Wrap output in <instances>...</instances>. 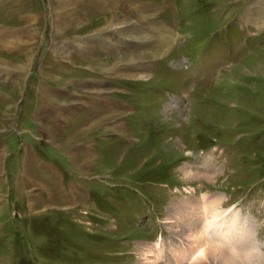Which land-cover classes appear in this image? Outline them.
<instances>
[{
  "label": "rangeland",
  "instance_id": "374dc122",
  "mask_svg": "<svg viewBox=\"0 0 264 264\" xmlns=\"http://www.w3.org/2000/svg\"><path fill=\"white\" fill-rule=\"evenodd\" d=\"M108 1L0 9V39L35 37L0 48V264H164L163 238L165 264H204L187 218L206 229V197L240 211L255 240L257 216L264 264V0ZM185 93L186 110L167 101ZM63 106L61 128L43 111Z\"/></svg>",
  "mask_w": 264,
  "mask_h": 264
},
{
  "label": "bare ground",
  "instance_id": "6f19581e",
  "mask_svg": "<svg viewBox=\"0 0 264 264\" xmlns=\"http://www.w3.org/2000/svg\"><path fill=\"white\" fill-rule=\"evenodd\" d=\"M255 16L254 14L252 16L248 15V19L253 20V17ZM117 19H121L119 18V15H113L110 21H117ZM254 19L257 18L255 17ZM7 46L10 47V45ZM183 168L185 176H197V173L192 172L193 170H191L190 164L185 163ZM217 198L218 197H216V199ZM211 199L209 197L204 199L205 210L203 214L207 216L206 229H203L204 224L201 222V213L195 212L192 217L189 216L187 218V223H190V228L192 230L190 234L195 237V243L198 245L197 250L200 249V252H203V254L208 257V264H258L261 250L253 247V243H255L256 240L254 239L255 237L253 238L251 224H248V220L245 219L240 211H234V208L230 207L223 211H219L212 206L213 208L211 209L210 206L213 204ZM192 222H195L196 226H194ZM201 224L202 234L200 232ZM203 230L205 231L203 232ZM231 247L233 249H231ZM171 252L174 254V249ZM192 255L190 259H192ZM175 256L172 258L177 264L180 259H176ZM144 263L150 264L149 261ZM191 263L201 264V261L196 263L192 260Z\"/></svg>",
  "mask_w": 264,
  "mask_h": 264
},
{
  "label": "crops",
  "instance_id": "0c3cea01",
  "mask_svg": "<svg viewBox=\"0 0 264 264\" xmlns=\"http://www.w3.org/2000/svg\"><path fill=\"white\" fill-rule=\"evenodd\" d=\"M59 1V3H56L55 4V2H53V5L54 6H62V3H64V5L65 6H67L72 0H58ZM58 4V5H57ZM56 8V7H55ZM66 9V8H65ZM63 10V9H62ZM0 34L2 35V37H3V34L4 33H2V31H0ZM29 37L31 38V39H35V37H34V34L31 32H27L26 34H24V35H22V36H19L18 38H9V39H0V41H1V43H0V48L2 49L5 45H10L11 47L12 46H14V44H16L15 42L18 40V41H20V40H22L23 38H26L25 40L23 39L22 41H26V42H28L27 41V39H29ZM17 41V42H18ZM33 41V40H32ZM56 41V40H55ZM29 43H30V41H29ZM57 43V42H56ZM55 47H56V51L57 52H59V50L61 49V46H59V44L57 43V46H56V44H55ZM16 49V48H15ZM64 50V49H63ZM67 53H70V52H67ZM72 54V53H71ZM80 56V55H79ZM78 58H80V57H78ZM17 69V68H16ZM64 107V106H63Z\"/></svg>",
  "mask_w": 264,
  "mask_h": 264
}]
</instances>
